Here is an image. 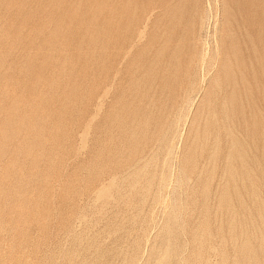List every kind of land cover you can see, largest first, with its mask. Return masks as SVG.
<instances>
[{
  "label": "rangeland",
  "instance_id": "374dc122",
  "mask_svg": "<svg viewBox=\"0 0 264 264\" xmlns=\"http://www.w3.org/2000/svg\"><path fill=\"white\" fill-rule=\"evenodd\" d=\"M0 264H264V0H0Z\"/></svg>",
  "mask_w": 264,
  "mask_h": 264
}]
</instances>
